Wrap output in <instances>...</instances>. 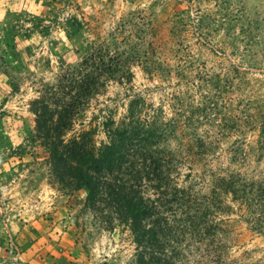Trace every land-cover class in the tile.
Returning a JSON list of instances; mask_svg holds the SVG:
<instances>
[{
	"label": "clouds",
	"instance_id": "9594fccd",
	"mask_svg": "<svg viewBox=\"0 0 264 264\" xmlns=\"http://www.w3.org/2000/svg\"><path fill=\"white\" fill-rule=\"evenodd\" d=\"M0 264H264V0H0Z\"/></svg>",
	"mask_w": 264,
	"mask_h": 264
},
{
	"label": "rangeland",
	"instance_id": "374dc122",
	"mask_svg": "<svg viewBox=\"0 0 264 264\" xmlns=\"http://www.w3.org/2000/svg\"><path fill=\"white\" fill-rule=\"evenodd\" d=\"M74 31H78V25H73Z\"/></svg>",
	"mask_w": 264,
	"mask_h": 264
}]
</instances>
